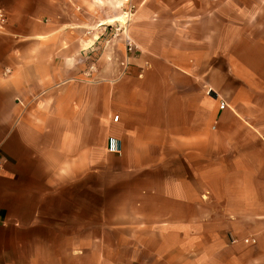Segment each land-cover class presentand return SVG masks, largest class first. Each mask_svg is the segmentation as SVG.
I'll return each instance as SVG.
<instances>
[{"label": "crops", "instance_id": "0c3cea01", "mask_svg": "<svg viewBox=\"0 0 264 264\" xmlns=\"http://www.w3.org/2000/svg\"><path fill=\"white\" fill-rule=\"evenodd\" d=\"M241 1L131 0L122 22L120 0H0V264H264ZM111 25L139 46L132 71L86 75Z\"/></svg>", "mask_w": 264, "mask_h": 264}, {"label": "rangeland", "instance_id": "374dc122", "mask_svg": "<svg viewBox=\"0 0 264 264\" xmlns=\"http://www.w3.org/2000/svg\"><path fill=\"white\" fill-rule=\"evenodd\" d=\"M124 2V5H121L122 8V22H126L125 15L132 16L134 12V5L131 0H120ZM239 9L241 17L238 19L227 20L229 26L234 25L235 28L239 27V41L247 44H257V47L252 50L241 51V56L239 60L249 57V59L256 64V69L262 74H257L256 82L259 85L264 84V0H249L241 1L239 4ZM128 19V18H127ZM237 25V26H236ZM111 41L108 45L106 51L93 49L85 53V57L90 61L86 62L82 66L83 73L86 75L94 76H103L105 74L120 75L130 73L132 71V62L130 61L139 53V48L134 52H127L125 37L129 35L126 32L124 37V44L118 43L113 38L115 37L116 26L111 25ZM130 36V35H129ZM131 37V36H130ZM126 51V53H125ZM100 58H104L105 62H99ZM123 62H128L127 65H124ZM241 69H246L244 63H239ZM246 71V70H245ZM260 75V76H258ZM225 102V101H222Z\"/></svg>", "mask_w": 264, "mask_h": 264}, {"label": "built area", "instance_id": "2783aa9c", "mask_svg": "<svg viewBox=\"0 0 264 264\" xmlns=\"http://www.w3.org/2000/svg\"><path fill=\"white\" fill-rule=\"evenodd\" d=\"M126 1H129V0H126ZM7 22H8V14L2 7H0V33L4 32L6 30ZM125 42H126L127 52H134L136 49L139 48V46L135 42V40L132 37H130L129 35H126ZM123 64L127 65L128 62H123ZM221 106L224 107L225 102H222ZM115 118H117V116ZM107 151L110 153H119L120 152L119 143L115 137L109 138L108 144H107ZM3 164H4V161L0 157V169L3 167ZM233 241H235V240H233ZM244 242L254 243V242H256V240H255V238H245Z\"/></svg>", "mask_w": 264, "mask_h": 264}, {"label": "bare ground", "instance_id": "6f19581e", "mask_svg": "<svg viewBox=\"0 0 264 264\" xmlns=\"http://www.w3.org/2000/svg\"><path fill=\"white\" fill-rule=\"evenodd\" d=\"M123 3H124V2H122V4H123ZM123 5H124V4H123ZM124 16H125V18H126V22H128V21L130 20V15H128V14L125 15V14H124ZM127 18H128V19H127Z\"/></svg>", "mask_w": 264, "mask_h": 264}]
</instances>
